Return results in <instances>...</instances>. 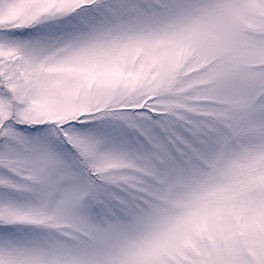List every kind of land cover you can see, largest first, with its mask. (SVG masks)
I'll use <instances>...</instances> for the list:
<instances>
[{
    "label": "snow or ice",
    "instance_id": "obj_1",
    "mask_svg": "<svg viewBox=\"0 0 264 264\" xmlns=\"http://www.w3.org/2000/svg\"><path fill=\"white\" fill-rule=\"evenodd\" d=\"M0 264H264V0H0Z\"/></svg>",
    "mask_w": 264,
    "mask_h": 264
}]
</instances>
